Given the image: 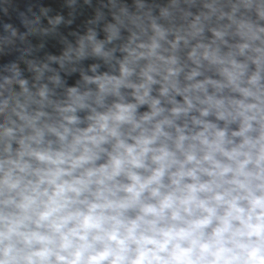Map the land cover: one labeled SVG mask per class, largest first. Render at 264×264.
Here are the masks:
<instances>
[{
  "label": "clouds",
  "instance_id": "9594fccd",
  "mask_svg": "<svg viewBox=\"0 0 264 264\" xmlns=\"http://www.w3.org/2000/svg\"><path fill=\"white\" fill-rule=\"evenodd\" d=\"M0 264H264V0H0Z\"/></svg>",
  "mask_w": 264,
  "mask_h": 264
}]
</instances>
